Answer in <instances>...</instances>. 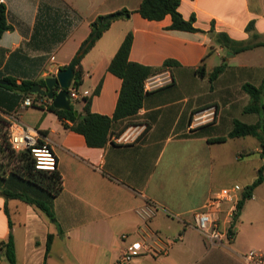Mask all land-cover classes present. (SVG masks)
<instances>
[{
    "label": "crops",
    "instance_id": "crops-1",
    "mask_svg": "<svg viewBox=\"0 0 264 264\" xmlns=\"http://www.w3.org/2000/svg\"><path fill=\"white\" fill-rule=\"evenodd\" d=\"M142 1L0 0L11 27L0 39V81L45 87L48 78L72 64L98 16L136 11ZM179 11L186 20L194 18L201 31L170 30V16L148 21L136 13L114 23L83 58L78 92L88 96L72 105L81 113L83 100L93 97L92 113L108 117L115 114L122 88L108 69L129 33L134 35L131 62L150 68L179 63L147 80L142 109L118 121L103 148H90L83 135L65 129L48 110L49 99L32 94L34 105L25 107L27 98L15 103L11 97L19 92L0 89V127L17 117L37 130L57 157L64 187L53 202L54 220L0 191V244L13 235L15 264H248L244 257L251 251L264 260V182L236 222L237 204L222 205L217 219L233 229V239L223 245L207 244L194 218L223 189L241 186L239 202L264 167L259 142L257 147L250 136L209 142L226 137L235 121H259V114L245 112L250 97L243 85H262L264 65L239 62L241 53L219 45L216 36L259 45L249 51L264 53V0H181ZM223 64L226 69L212 83L210 75ZM238 86L245 96L237 95ZM148 204L157 214L146 224L137 212ZM49 235L54 238L46 257ZM143 239L150 251L123 263L127 248ZM0 264H10L1 251Z\"/></svg>",
    "mask_w": 264,
    "mask_h": 264
},
{
    "label": "trees",
    "instance_id": "trees-1",
    "mask_svg": "<svg viewBox=\"0 0 264 264\" xmlns=\"http://www.w3.org/2000/svg\"><path fill=\"white\" fill-rule=\"evenodd\" d=\"M181 0H143L140 7L136 11L122 9L113 13L98 16L90 25L91 32L89 37L81 45L75 59L74 72L75 78L73 88L79 90L83 85L84 71L81 66L83 58L95 47L97 42L118 22L129 20L133 14H139L142 18L148 21H162L170 16L172 24L170 30L184 32H200L194 26L195 19L186 20L179 8ZM11 30L7 23L6 9L0 7V39L2 35ZM250 27L248 28V31ZM217 43L225 49L237 55L249 50H252L259 45H250L234 42L227 34L216 36ZM134 42L133 33H129L118 52L110 63L109 72L122 80V88L115 114L113 117L94 114L91 111L93 97L85 98L83 110L79 115H76V107L72 105L71 111H64L54 108L50 102L47 104L49 111L55 113L62 122L65 129L73 131L85 137L86 143L90 148L105 147L111 136V131L118 121H122L133 116H136L143 107V102L148 93L145 91V82L152 76L161 73L164 69L179 65L178 62L168 60L161 68H150L138 63L131 62L129 56ZM64 67L63 69H67ZM226 69V64L217 67L210 75V81L213 83ZM205 71L204 65L201 66L199 73ZM8 86H1L0 89H5L10 92H19L11 96L15 103L24 101L32 95L31 88L35 85L33 82L24 81L17 84L14 80H7ZM45 86V83H43ZM100 86L96 90L95 95L100 93ZM243 90L250 97V103L245 108L246 113L259 114V121L255 124H246L241 121H235L233 130L226 136L220 138L209 139L210 143H223L228 139L253 137L261 147L262 155L264 156V81L262 85L256 87L253 84L246 83L243 85ZM41 95H37V100H44ZM81 116H84L81 119ZM3 124V120H0ZM9 124L0 127V160L6 161V164L0 163V191L7 200L15 199L34 206L36 209L43 212L49 219L54 220L53 212L54 200L63 192V177L58 167L54 171L39 170L36 168V159L31 150L16 153L8 140ZM46 136L45 133H43ZM43 146V142L40 143ZM257 180L243 193L241 200L237 204V217L242 211L245 202L251 199L253 191L264 182V167L258 172ZM9 216L7 208H5ZM10 225L11 222L9 221ZM235 227V226H234ZM62 232V230H60ZM232 228L229 235H232ZM53 235L48 236L46 257L50 254L53 243ZM0 251L4 253L10 264L16 263L15 242L12 234L6 241L1 242Z\"/></svg>",
    "mask_w": 264,
    "mask_h": 264
},
{
    "label": "built area",
    "instance_id": "built-area-1",
    "mask_svg": "<svg viewBox=\"0 0 264 264\" xmlns=\"http://www.w3.org/2000/svg\"><path fill=\"white\" fill-rule=\"evenodd\" d=\"M149 87L150 83L146 81L145 91L150 89ZM68 91L71 96V102L80 99V96H88V93L80 95L78 90L73 88V85ZM48 102L50 103L52 101L49 100ZM23 104L25 107H31L34 105V102L30 98H27ZM8 140L11 148L16 153L31 150L36 159L37 169L54 171L58 167L56 155L52 149L42 141L40 133L33 128L23 125L17 117H12L9 124ZM41 142H43V146H40ZM242 192L243 188L239 185L223 189L219 195L211 198L207 202L203 211L195 214V228L210 246L223 245L225 240L233 239V234L229 235L231 228L222 227L217 219V214L220 212L225 202H230L234 205L238 204L239 196ZM137 214L140 219L147 224L156 216L157 209L148 204L139 209ZM230 219L232 221L233 216ZM127 237L126 234L123 235L124 239ZM150 249L151 247L144 239L134 242L124 252L122 262H130L134 257L139 256L145 251H150ZM244 258L248 264H264V260H262L255 251H251Z\"/></svg>",
    "mask_w": 264,
    "mask_h": 264
},
{
    "label": "water",
    "instance_id": "water-1",
    "mask_svg": "<svg viewBox=\"0 0 264 264\" xmlns=\"http://www.w3.org/2000/svg\"><path fill=\"white\" fill-rule=\"evenodd\" d=\"M75 78L74 63L67 69L58 70L57 74L48 78L45 81V87L41 85H34L31 88V93L35 95H41L44 98L52 101L54 108L64 111L72 110L71 96L69 89L73 85ZM0 85H8L5 81H0ZM79 115L78 111L75 112ZM84 116H81L83 119Z\"/></svg>",
    "mask_w": 264,
    "mask_h": 264
},
{
    "label": "rangeland",
    "instance_id": "rangeland-1",
    "mask_svg": "<svg viewBox=\"0 0 264 264\" xmlns=\"http://www.w3.org/2000/svg\"><path fill=\"white\" fill-rule=\"evenodd\" d=\"M228 53H225V55H227ZM238 61L239 62H242V63H248V64H251L252 66H263L264 65V53L262 51H246V52H243L241 53L239 56H238ZM235 92L237 93V95L239 94V96H245V93L244 91L242 90L241 86H238V88L235 90ZM76 104V103H74ZM220 132L223 134L225 131L220 128ZM252 142H256L257 143V140L254 139L253 137L251 138ZM240 149H242L241 147H243L242 144H240ZM244 147H246V145H244ZM257 147H258V143H257ZM260 147V145H259ZM256 159H258V155H256L255 157ZM0 163L2 164H6V161H4L3 159L0 160ZM263 190H264V187H263ZM43 216L46 217V215L43 213ZM48 218V217H47Z\"/></svg>",
    "mask_w": 264,
    "mask_h": 264
}]
</instances>
